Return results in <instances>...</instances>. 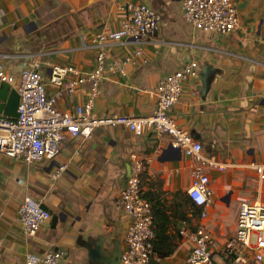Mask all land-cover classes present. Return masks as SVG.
I'll return each instance as SVG.
<instances>
[{"label": "crops", "instance_id": "obj_1", "mask_svg": "<svg viewBox=\"0 0 264 264\" xmlns=\"http://www.w3.org/2000/svg\"><path fill=\"white\" fill-rule=\"evenodd\" d=\"M129 1L159 10L160 28L142 44L147 62L136 56L125 73L107 74L94 112L150 114L158 81L191 59L199 62V72L186 79L172 112L202 143L203 154L224 165L209 171L214 194L203 222L213 233L216 264H227L221 250L236 232L241 203H264V181L253 167L264 160V0H237L241 27L225 35L195 28L183 16L182 0H0V53L9 55L2 60V78L16 87L22 70L37 62L58 107L73 110L85 103L88 83L70 89L69 81L78 76L70 70L66 84L57 85L51 79L54 68L92 70L99 47L85 43L99 31L119 28ZM136 47L133 42L105 45L110 61L133 55ZM134 154L146 165L144 189L178 192L168 196V203L185 200L196 161L155 131L136 135L124 126L106 125L88 138L68 135L55 160L37 165L0 151V264H26L27 253L50 249L64 252L60 264H121L130 217L120 198ZM60 164L67 169L57 174ZM27 196L52 214L34 234L18 221ZM188 213V219L175 218L170 227L174 252L155 257L152 264H194L191 238L180 230L194 229L200 216Z\"/></svg>", "mask_w": 264, "mask_h": 264}, {"label": "built area", "instance_id": "obj_2", "mask_svg": "<svg viewBox=\"0 0 264 264\" xmlns=\"http://www.w3.org/2000/svg\"><path fill=\"white\" fill-rule=\"evenodd\" d=\"M181 6L184 18L203 32L225 35L241 27L237 0H182ZM161 20V12L152 5L129 1L119 28L99 31L85 43L87 47H99L92 70L83 72L61 66L54 68L51 79L57 85L66 84L64 78L70 70L78 75L69 81L70 89L84 83L89 85V99L73 110L61 109L57 105V97L49 95L39 63L34 62L24 68L15 87L20 95L19 115L0 113V151L30 165H37L55 160L68 135L88 138L100 126L121 125L136 135H144L149 130L166 135L173 147L181 149L196 161L192 171L194 182L188 194L201 208L200 218L194 229L184 227L180 230L193 243L189 261L194 264H216L213 233L203 219L207 216V206L214 194L209 171L214 168L222 170L224 165L203 154L202 143L179 125L172 112L182 97L186 79L199 72V62L191 59L158 81L153 91L156 105L150 114L99 115L94 112L95 100L108 73H125L126 65L136 64V56L143 57V61L147 62L142 44L159 31ZM114 42H133L137 47L133 55L110 61L105 45ZM8 56V53H0L1 77L5 75L2 60ZM132 160L131 173L120 198L130 217L121 264H151L156 235L153 208L142 186L141 174L146 165L144 159L135 154ZM253 167L258 179L264 181V160L254 162ZM66 169V164H60L56 173L60 174ZM51 216L42 202L32 196L25 197L18 211V221L29 234L36 233ZM221 252L227 264L264 261V203L261 200L241 203L236 232L224 243ZM63 256L64 252L60 249H50L44 253L29 252L26 264H60Z\"/></svg>", "mask_w": 264, "mask_h": 264}, {"label": "trees", "instance_id": "obj_3", "mask_svg": "<svg viewBox=\"0 0 264 264\" xmlns=\"http://www.w3.org/2000/svg\"><path fill=\"white\" fill-rule=\"evenodd\" d=\"M147 177V169L141 174L142 186L143 179ZM144 189V188H143ZM178 196V192L171 193L162 188L144 189V195L151 202L154 213V252L151 264L155 261V257H165L172 254L177 246L174 235L170 233V227L174 219H188L186 214L192 213L193 216L199 217L201 208L192 201L189 195H185V200H176L168 203V196Z\"/></svg>", "mask_w": 264, "mask_h": 264}, {"label": "water", "instance_id": "obj_4", "mask_svg": "<svg viewBox=\"0 0 264 264\" xmlns=\"http://www.w3.org/2000/svg\"><path fill=\"white\" fill-rule=\"evenodd\" d=\"M20 95L15 87L0 75V113L8 116H18ZM170 146H172L170 144ZM45 209L48 207L43 205ZM58 218V215H54V220ZM122 253H120L119 260L121 261Z\"/></svg>", "mask_w": 264, "mask_h": 264}, {"label": "rangeland", "instance_id": "obj_5", "mask_svg": "<svg viewBox=\"0 0 264 264\" xmlns=\"http://www.w3.org/2000/svg\"><path fill=\"white\" fill-rule=\"evenodd\" d=\"M169 199H170V197H169ZM188 214H190V213H188ZM188 217V216H187ZM253 238H255V235L253 236Z\"/></svg>", "mask_w": 264, "mask_h": 264}]
</instances>
